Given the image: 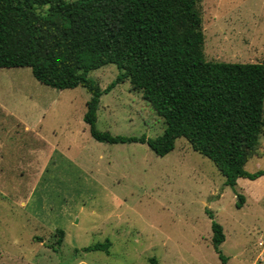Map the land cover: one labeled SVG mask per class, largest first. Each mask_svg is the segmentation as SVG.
Wrapping results in <instances>:
<instances>
[{"label":"rangeland","instance_id":"1","mask_svg":"<svg viewBox=\"0 0 264 264\" xmlns=\"http://www.w3.org/2000/svg\"><path fill=\"white\" fill-rule=\"evenodd\" d=\"M198 10L207 62L264 63V0H201ZM117 74L109 64L87 77L104 90ZM89 99L28 68L0 69V264H264V176L225 186L183 138L164 157L99 143L83 121ZM96 128L155 139L165 123L124 81L100 97ZM245 170H264V137Z\"/></svg>","mask_w":264,"mask_h":264},{"label":"trees","instance_id":"2","mask_svg":"<svg viewBox=\"0 0 264 264\" xmlns=\"http://www.w3.org/2000/svg\"><path fill=\"white\" fill-rule=\"evenodd\" d=\"M200 2L0 0V69L28 68L37 82L55 90L84 88L90 99L83 121L99 143L146 144L164 157L183 138L214 164L225 186L255 181L264 170L248 173L245 165L264 137V63L207 62ZM109 64L118 74L102 90L87 75ZM124 81L163 119L161 136L114 137L97 130L100 97ZM211 230L213 248L224 261L222 226L212 221Z\"/></svg>","mask_w":264,"mask_h":264}]
</instances>
